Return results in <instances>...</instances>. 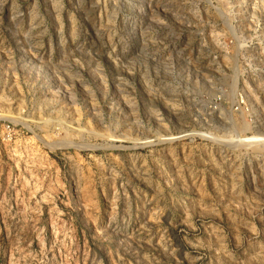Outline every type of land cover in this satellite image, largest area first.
<instances>
[{
	"label": "rangeland",
	"instance_id": "obj_1",
	"mask_svg": "<svg viewBox=\"0 0 264 264\" xmlns=\"http://www.w3.org/2000/svg\"><path fill=\"white\" fill-rule=\"evenodd\" d=\"M0 264H264V0H0Z\"/></svg>",
	"mask_w": 264,
	"mask_h": 264
}]
</instances>
